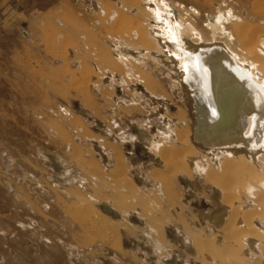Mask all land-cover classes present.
<instances>
[{
    "label": "crops",
    "instance_id": "obj_1",
    "mask_svg": "<svg viewBox=\"0 0 264 264\" xmlns=\"http://www.w3.org/2000/svg\"><path fill=\"white\" fill-rule=\"evenodd\" d=\"M156 1L178 11L185 7L191 14L211 16L230 34L240 20L264 29V0H196L200 8L186 4L192 0H174L176 5ZM0 8V13H6L2 29L14 35L13 42L10 39L6 48L0 47V78L8 80L6 88L15 94L17 66L22 69L19 92L26 100L37 93V106L44 115L39 123L53 124L55 130L44 142L52 147L61 181L66 180L57 199L39 168L43 185L52 191L64 219L53 231L52 219L41 213L31 216L35 227L30 229L57 241V252L63 258L66 251L79 252L80 264H102L96 261L99 251L105 253L104 264H255L262 258L259 247L264 242L252 231L244 236L239 231L237 255L235 248L222 252L229 242L225 228L229 206L221 201L206 204L212 208L205 218H198L193 207L184 205L171 168L136 165L124 150L122 129L118 132L121 140L110 135L123 119L148 135L147 149H155L160 140L168 142V135L176 139L172 130L162 139L155 135L152 123L144 127L142 119L148 112L142 111L139 101L127 99L122 84V76H132L130 70L134 73L126 62L142 63L124 55L127 50L122 52L121 46L137 54L156 46L151 38L153 45L144 48L138 39L141 30L133 29H142L147 11L151 14L140 0H54L38 9L23 10L0 0ZM259 37L264 43V31ZM71 102L96 118L105 127L104 134L90 128L88 120L70 108ZM53 108L57 116L48 115ZM28 222H22L23 226ZM238 225L243 227L240 221ZM170 227L179 228L174 238L166 233ZM23 229L28 232L29 228ZM257 229L264 238V229Z\"/></svg>",
    "mask_w": 264,
    "mask_h": 264
},
{
    "label": "rangeland",
    "instance_id": "obj_2",
    "mask_svg": "<svg viewBox=\"0 0 264 264\" xmlns=\"http://www.w3.org/2000/svg\"><path fill=\"white\" fill-rule=\"evenodd\" d=\"M2 1H5V5L11 4V6H14L13 9L23 10L26 8L38 9L54 0ZM165 1L167 4H175L174 0ZM140 2L144 8L148 9L153 7L151 5L153 3L163 6L167 13L171 12L172 16L168 19L172 23L178 21L188 23L186 21L188 20L195 25L193 27L197 33H200V38H197L194 32L192 34L180 33L181 42L179 44L181 49L186 50L185 52L193 53L203 47L220 46L225 48L226 46L230 48L232 55L235 54L239 58L245 59V62H254V60L256 62L257 60L256 63L260 62L264 65V43L261 42L262 40L259 37V32L264 31L263 28L252 27V24L246 20H240L235 23L234 31L232 30L230 34L211 16L207 17L202 13L191 14V11H185V7L178 6L181 9H179L180 15L178 9L176 10L172 6L173 8L168 7V11L167 6L158 3L156 0H148L147 4L149 5H145L144 0H140ZM186 4H190L195 8L201 7V4L197 3L196 0ZM147 12L149 15L146 25L142 29L135 27L133 29L136 32L141 30L142 36L141 33H138L140 35L138 39L142 42L144 48L147 49L148 46L153 45L151 38L155 40L154 44L156 46L153 50L138 51V54L126 48L124 44L121 46L122 52L127 50L124 55L134 56L135 60L142 63V65H139V63L126 62L130 67L132 66L134 73L132 70H130L131 72L128 70L132 76L128 78L125 75L122 76V84L129 96L127 99L139 101L142 105V111L144 113L148 112L142 119L144 127H147L150 122V124L152 123V130L158 137L164 139V137H167L165 134L172 130V132L174 131V137L177 139L174 138L173 141L171 140L172 135H168L170 138L168 142L160 140L155 145V149H147L145 140L148 135L145 136L141 129L138 131V129L131 126L132 123L123 119L119 121L120 127L111 129L113 131L110 135L114 140H123L124 150L128 151V157L131 162H136V165L140 167L144 165V167L163 166L171 168L174 173L173 180L177 181L178 187H180V189L177 187L178 192H180L179 195L182 193V199L184 200L182 202L186 203L184 204L186 207H193L194 210L192 211L197 214L198 218H205L212 208L211 205L214 206L219 201L228 205L230 212L225 221V228L229 231L227 237L229 242L226 246H231V250L235 248L237 255L236 250L241 240L240 230L243 236L245 235L243 233L252 231L253 236L264 242V238L257 232V228L264 229V118L262 117L259 120L260 127L257 133L254 134L251 143L244 145L235 143L226 147H216L198 141L195 137L196 110L194 99L184 79L186 70L183 67L182 60L185 61L184 56L186 54L171 45L173 42L166 43L167 39L165 40L164 36H157L153 26V15L149 11ZM5 15L6 13H0V47L2 48L8 46L10 39L12 42L14 41V35L6 29L4 32L1 27ZM175 19L178 20L175 21ZM210 21H215L216 26L220 28V30H215L212 35L208 30ZM2 32H4V37L1 36ZM114 53L118 54L117 52ZM19 61L17 60V64ZM20 70L22 69L17 66V84L15 82L17 87L13 85L16 89L15 94L7 90L8 80L0 78V264H80L78 261V259L80 260L79 252L66 251L63 253L65 256L63 258L61 257L62 254L60 256L57 252V241L42 238L38 233H35L36 231L30 229L35 227V221H30L31 216L35 218L40 216L41 213L52 219L50 229L53 231L57 229V224L62 223L64 219L62 209L53 200L52 191L43 185L41 180L43 177L39 168H41L46 182L53 186V192L57 199L59 198L58 194L60 195L58 191L62 189L61 184L65 183L66 180L63 178L64 181H61L58 162L56 157L50 153L52 147L44 142V139L50 134L55 133L53 124L44 123L41 125L39 123L44 115L41 114L40 107L37 106L39 102L36 92L27 100L20 94L19 88L22 87V78L19 76ZM260 76L264 77L263 75ZM113 78L118 79V76H113ZM118 94H121V91ZM121 99H124V97L121 96ZM70 106L72 110L74 109L76 113L88 120L90 128L104 134L106 129L96 118L88 116L84 110L76 107L73 102L70 103ZM48 115L57 116L55 108L50 109ZM119 128L122 129L121 139H119L118 134ZM228 152L232 154L240 153L246 158L244 166H247L248 169L245 168L244 173L241 171L237 175H240L242 179L238 177V180L232 172L230 175V167L229 170L226 168V171V166L221 165L224 164ZM222 169L226 173L225 175L221 172ZM249 169L251 170L248 171ZM138 174V172L132 173V175ZM219 174H221L220 178ZM218 182H221V186ZM246 190H249V192H246ZM250 201L252 203H249ZM206 204L211 205L207 207ZM184 205L182 204V206ZM246 218L251 220L247 221ZM242 219H245V222ZM28 220L29 222L24 225L29 228L26 232L23 229L22 222ZM239 221L243 223V227L239 228ZM246 222L247 224H244ZM178 230L179 228L170 227L166 230V233L171 234L170 236L173 237L172 234H178ZM181 246L183 245L181 244ZM91 247L96 248L94 245ZM263 247L264 245L259 247L262 258H257L255 264L264 261ZM99 252L96 253L98 255L96 261L99 260L100 263L104 264L102 261H104L103 256H105V253ZM221 264H223V261Z\"/></svg>",
    "mask_w": 264,
    "mask_h": 264
},
{
    "label": "bare ground",
    "instance_id": "obj_3",
    "mask_svg": "<svg viewBox=\"0 0 264 264\" xmlns=\"http://www.w3.org/2000/svg\"><path fill=\"white\" fill-rule=\"evenodd\" d=\"M166 8L168 10V7ZM149 10L153 15L152 18H156L157 23H159V25H157V29H159V36H164L165 40L167 39L166 43L170 44V41H172L173 43L171 42V45L179 48L180 51H184L183 49H181V46L179 44L181 42L180 33L186 32L188 34H192V32H194L197 38L201 37L200 33H197L193 25H191L190 23H182L180 21L172 23L170 19H168L170 17V12H168V14L167 11L164 10L163 6H159L153 3V7L149 8ZM216 25L217 24L215 21H210L208 23V30L211 32V35L215 30H220V28ZM250 47L248 46V48ZM185 51V61L182 60L183 67L186 70V76L184 79L192 92L199 115V117H196L195 125V137L197 138V140L205 145L216 147H226L235 143H240L243 145L251 143V140L254 139V134L257 133L260 127V125L258 124L259 120L262 117L264 118V79H262L264 77L260 76H264V65L260 62L256 63L257 60L256 62L255 60L254 62H245V59L239 58L237 55L233 54L238 59L235 60L236 58L234 59V56L229 53L226 48H222L220 46L199 48L196 52L193 53H187ZM161 152L159 153L161 154ZM226 155L227 158L224 164L221 165L226 166L225 170L226 168L227 170H229L230 167V175L232 172L233 175H236V178L238 179V177H240V175L237 176L239 172L242 171V173H244L243 170L245 168L248 169L247 166H244V164L246 163V158L243 154L240 153L232 154L228 152ZM223 169L221 170V172H223ZM250 170L251 169H249L248 171ZM225 174L226 173H224V175ZM220 175L221 174H219V178ZM225 178L227 179V177ZM240 178L242 179V177ZM221 182H218L219 185L221 184ZM223 189L225 190V188ZM246 192H249V190H246ZM229 195L231 194L229 193ZM246 219L247 221L251 220L248 218ZM242 220L245 222V219ZM244 224H247V222ZM246 233L247 232L243 234ZM205 248H203L204 251L206 250ZM226 248L228 249L229 247L222 248V252L223 249ZM262 250H264V247ZM232 259L233 258H228V260ZM236 260V262H238V259Z\"/></svg>",
    "mask_w": 264,
    "mask_h": 264
},
{
    "label": "built area",
    "instance_id": "obj_4",
    "mask_svg": "<svg viewBox=\"0 0 264 264\" xmlns=\"http://www.w3.org/2000/svg\"><path fill=\"white\" fill-rule=\"evenodd\" d=\"M147 1H148V0H144L143 3L146 5V2H147ZM151 5H153V4H151ZM168 11H169V10H168ZM169 12H170V11H169ZM170 16H172V15H171V12H170ZM153 22H154V25H153V26L155 27L154 30L157 32V36H159V29H157V25H159V23H157L156 18H154ZM161 38H162V37H161Z\"/></svg>",
    "mask_w": 264,
    "mask_h": 264
},
{
    "label": "water",
    "instance_id": "obj_5",
    "mask_svg": "<svg viewBox=\"0 0 264 264\" xmlns=\"http://www.w3.org/2000/svg\"><path fill=\"white\" fill-rule=\"evenodd\" d=\"M194 104H195V110H196V117H199V115H198V111H197V105H196V103H195V100H194ZM196 130V129H195Z\"/></svg>",
    "mask_w": 264,
    "mask_h": 264
}]
</instances>
